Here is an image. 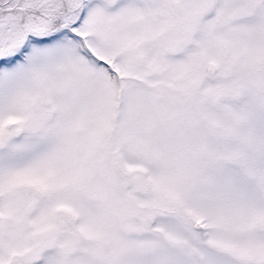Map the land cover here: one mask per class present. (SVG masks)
Wrapping results in <instances>:
<instances>
[{
  "label": "snow or ice",
  "instance_id": "snow-or-ice-1",
  "mask_svg": "<svg viewBox=\"0 0 264 264\" xmlns=\"http://www.w3.org/2000/svg\"><path fill=\"white\" fill-rule=\"evenodd\" d=\"M0 264H264V0H0Z\"/></svg>",
  "mask_w": 264,
  "mask_h": 264
}]
</instances>
